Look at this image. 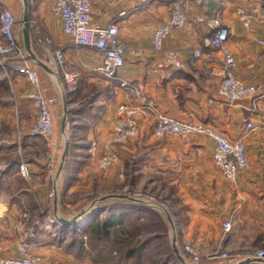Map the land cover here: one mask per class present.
Returning <instances> with one entry per match:
<instances>
[{"label":"crops","instance_id":"crops-1","mask_svg":"<svg viewBox=\"0 0 264 264\" xmlns=\"http://www.w3.org/2000/svg\"><path fill=\"white\" fill-rule=\"evenodd\" d=\"M169 1L91 0L90 24L100 26L115 21L118 37L125 45V64L116 78H106L94 69L101 59L95 49L77 46L62 33L61 21L52 12L54 0H28L31 44L36 53L34 47L40 41L33 35V18L41 31L45 30L52 38L48 42L63 53L64 69L77 74L74 86L81 79L91 83L107 80L113 83L112 96L100 90L93 99L95 106H90L102 109L93 113L97 120L91 123L99 140L110 134L117 104L139 100L127 93L121 86L122 81L135 85L140 94L150 97L158 111L209 124L230 139L243 137L249 167L233 182L227 181L213 162L214 140L211 136L199 133L156 136L153 112L138 118L137 134L130 142L115 146L119 163L129 153L144 149L149 151L148 164L177 176L182 208L176 232L181 250L183 244L195 247L203 264H232L254 256L247 254L251 241L264 243V48L257 43L258 38H264V0H185L188 23L183 28L171 30L163 39L161 49L155 50L152 34L169 18ZM245 4L257 7L248 28L235 14V8ZM9 7L16 17L21 16L19 0H13ZM122 11L124 13L120 14ZM219 26L229 30L225 46L235 58L236 73L246 83L257 87L254 95L235 102H228L218 95L222 73L219 65L208 59L209 50L202 45L203 39ZM15 34L22 43V28L18 22ZM39 45L48 52L47 45ZM196 47H201L202 55L193 58L192 50ZM169 52L178 55L181 67L167 64L165 57ZM206 66L212 71H207ZM37 73L45 95L48 90L58 100L51 106L53 122L55 117L60 120V89L43 70H37ZM55 74L66 95V91L74 86H68L60 69ZM17 77L26 82L19 74ZM66 103L68 107L67 99ZM67 109V115L73 111ZM81 111L84 109L77 113ZM249 120L255 125L254 130L246 127ZM47 146L50 149L49 169L41 162L27 161L28 187L0 189V257L16 254L19 246L25 244L32 256L47 263L113 264L80 258L75 250L58 242L59 237L54 232L70 225L57 223L54 213L69 219L86 206L80 204L81 200L76 199L75 194L82 190L77 186L78 182L89 185L94 162L92 159L72 161L83 166L76 178L71 176V168H65L67 159H71L69 153L66 155L56 181L55 206L54 177L62 143L54 139L47 141ZM224 220L232 223L231 231L225 234ZM219 245L233 252L229 259L212 256ZM136 260L129 257L119 264H151L148 256H143L138 263ZM188 260L193 264L191 259Z\"/></svg>","mask_w":264,"mask_h":264},{"label":"built area","instance_id":"built-area-1","mask_svg":"<svg viewBox=\"0 0 264 264\" xmlns=\"http://www.w3.org/2000/svg\"><path fill=\"white\" fill-rule=\"evenodd\" d=\"M13 0L0 2V68L14 69L22 76L27 84V97L35 107V121L33 131L46 136L53 128V114L51 106L55 104V97H48L43 91L40 77L34 65L25 59V51L22 43L15 34L17 17L10 9L9 3ZM91 0H54L52 12L61 21L62 33L77 46L95 49L100 54V62L94 68L106 78H116L125 64V45L118 37V25L115 21L105 25L95 26L90 24L89 14ZM170 14L166 22L159 24L152 34V46L155 50L161 49L163 39L173 29L183 28L189 21V15L185 7V0H170ZM256 6L239 5L235 8V14L239 22L248 28ZM124 12H120L123 14ZM229 38V30L225 26H219L216 30L203 39L202 45L208 48V59L217 63L222 73V78L217 90L218 95L228 102H235L247 96L254 95L257 87L246 83L235 70V58L226 48L225 42ZM257 43L264 48V38H258ZM202 55L201 47L192 50V57ZM167 64L174 68L181 67V60L174 52L167 53ZM65 58L60 51H56L53 57L54 67L60 69L64 80L69 87L74 86L76 73L64 69ZM207 71L212 69L206 66ZM121 86L130 96L138 98V102L117 104L115 117L110 134L103 140L92 142L89 151L97 155V166L101 173L107 175L111 168L119 162L116 145L127 144L135 137L138 129V118L153 112L155 119L153 133L156 136L185 135L191 133L206 134L214 140L212 159L223 177L233 182L238 174L249 167V161L245 152L243 137L233 139L216 131L211 125L190 118L172 116L166 112L156 110L150 97L140 94L135 85L121 82ZM246 127L254 130L252 121H247ZM18 173L23 178L29 177V169L26 163L18 165ZM119 177H122L120 172ZM224 231L231 228L229 220L222 222ZM185 250L191 252L186 246ZM1 253V247H0ZM225 257L226 255L219 254ZM254 256L263 257L264 251L260 250ZM193 262H196V260ZM0 264H70V263H47L32 256L27 245L21 244L16 254L1 256Z\"/></svg>","mask_w":264,"mask_h":264},{"label":"rangeland","instance_id":"rangeland-1","mask_svg":"<svg viewBox=\"0 0 264 264\" xmlns=\"http://www.w3.org/2000/svg\"><path fill=\"white\" fill-rule=\"evenodd\" d=\"M2 2L5 3L6 1ZM17 19H20V14ZM32 20L34 37L40 41L39 44H42V46L47 45L49 48L48 52H45L44 47L42 48L37 44L34 47L36 55L51 67L55 68V72L59 71V67L56 68L53 65V57L55 52L60 50L54 47L53 43L48 42L52 38L48 36L45 30L41 31L38 22L36 23L33 18ZM34 68L41 70L36 65H34ZM112 87L113 83L109 80L107 82L98 81L91 83L81 79L77 81V84L72 89L66 91V99L69 102L67 108L73 111L67 115L68 148L66 155L69 153L71 159H67L65 168H71V173H73L71 176L77 178L83 166L79 163L74 164L72 161L77 160L76 162H78V160L83 159V162H88L92 159L94 162L90 173L91 181L89 185L87 186V183L84 185L85 183L83 182H78L77 184L82 190L75 194L77 196L76 199H80V204L83 206L102 195L112 193L129 194L144 200H150L169 213L176 228L181 222L180 211L182 208L179 197V185L176 180L177 176L165 172L155 165L148 164L146 158L149 151L138 149L134 154L129 153L121 163L118 162V164L111 168V171L107 175H104L99 170L97 166V155H93L89 151L92 142L99 140L93 132L94 129H92L94 128L92 125L93 122L95 123L97 120L93 117V113L102 110L99 108L92 109L90 106H95L92 104L93 99L100 90L107 92L111 97ZM27 90L28 84L17 77V72L14 69L7 67L0 69V189L28 187L29 177L26 179L19 173H16V170H18L17 164L21 162L26 163L31 160L37 161V163L41 162L43 167L49 169L51 166L50 149L47 146V141L54 139L58 142L62 141L60 120L58 117H55L52 131L46 136L33 131L35 107L27 97ZM45 92L48 97H53L52 93L48 92V90ZM55 100V103H57L58 100L56 97ZM83 109V112L77 113V110ZM9 171L12 173H9ZM120 172L122 173V177H119ZM152 209L159 214V217L150 216L144 229L147 228V230L155 232L158 238L152 241L154 247H148L147 252L153 253L158 250L163 254V252H167V248L170 246L169 229L164 214L158 209ZM159 218H161V222L163 220L164 225L162 223L161 225L156 223V220ZM230 224L232 226L231 222ZM229 231H231V228ZM224 232L227 231L223 230V234H225ZM251 243V245L248 244L247 254L253 255L260 250L264 251V243L258 240L256 242L253 240ZM186 246L191 249V252L185 250ZM182 247V250L180 247L179 249L187 260L191 259L193 261L197 256L196 262H193V264L204 263L195 247L188 244H183ZM171 251L173 252L172 248ZM223 253L226 255L225 257L219 256V254ZM232 254L233 252L224 249L223 245H219L212 252L213 257L224 260L229 259Z\"/></svg>","mask_w":264,"mask_h":264},{"label":"trees","instance_id":"trees-1","mask_svg":"<svg viewBox=\"0 0 264 264\" xmlns=\"http://www.w3.org/2000/svg\"><path fill=\"white\" fill-rule=\"evenodd\" d=\"M150 216L158 218L159 214L147 206L109 199L85 217L82 224L57 229L54 233L65 248L95 262L119 264L125 262L122 259L135 257L138 263L143 256H148L151 264H181L170 246L163 254L158 250L147 252L148 247H154L152 241L158 238L155 232L144 229ZM160 219L156 223L164 225Z\"/></svg>","mask_w":264,"mask_h":264},{"label":"water","instance_id":"water-1","mask_svg":"<svg viewBox=\"0 0 264 264\" xmlns=\"http://www.w3.org/2000/svg\"><path fill=\"white\" fill-rule=\"evenodd\" d=\"M20 5H21V16L20 19L18 20V23L20 24L22 28V45L25 51V59L31 62L32 64L38 66L41 70H43L59 87L60 89V94H61V99H62V104H61V114H60V133H61V138H62V149H61V155L59 158L58 165L56 167V173L54 177V202L55 206L57 205V196H56V181L58 178V174L60 170L63 167L65 157L67 154V148H68V140H67V103H66V98H65V93L63 89L61 88V85L56 77L55 70L53 67H51L47 62L41 60L36 53L33 51V47L31 44V37H30V24H29V4L28 0H19ZM109 199H121V200H127L132 203L140 204L143 206H147L150 208H155L161 211L166 219V223L168 225L169 229V234H170V242H171V248L174 252L175 257L178 259V261L181 264H191L188 262V260L183 256L181 253L179 246L177 244V232L175 228V224L172 221L171 216L169 213L159 206L158 204L150 201V200H144L141 198H138L136 196H132L129 194H122V193H112V194H105L102 195L93 201H91L88 205L85 207L81 208L77 212H75L71 218L69 219H64L61 218L60 216H57V213H54V218L57 221V223L63 225V226H68V225H74L76 223L81 222L85 217L90 215L92 212H94L104 201H107ZM232 264H264V256L263 257H258V256H251L248 258H245L240 261H236Z\"/></svg>","mask_w":264,"mask_h":264}]
</instances>
